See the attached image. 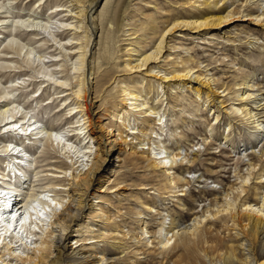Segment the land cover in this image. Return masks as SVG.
<instances>
[{"label":"bare ground","instance_id":"obj_1","mask_svg":"<svg viewBox=\"0 0 264 264\" xmlns=\"http://www.w3.org/2000/svg\"><path fill=\"white\" fill-rule=\"evenodd\" d=\"M26 1L0 0V264H264V81L231 60L226 84L182 44L242 18L259 41L264 0H180L162 23L148 0ZM206 109L252 146L214 147L210 121L203 150L177 144Z\"/></svg>","mask_w":264,"mask_h":264},{"label":"rangeland","instance_id":"obj_2","mask_svg":"<svg viewBox=\"0 0 264 264\" xmlns=\"http://www.w3.org/2000/svg\"><path fill=\"white\" fill-rule=\"evenodd\" d=\"M28 1H26V2H28ZM148 1L150 3L144 4V6H146V8L144 9V13L146 15H149V16L151 14L155 13V16L157 17L156 22H159V23L164 22L166 17L172 16L171 18H173L174 16H176L179 13V10H181L180 5H179L180 3H175L176 1L178 2L180 0H172L171 5L167 4V2L170 0H148ZM242 1H244V0H240V2H242ZM134 2H136V1H134ZM220 2L221 3H219V2L217 3L218 4L217 7H214L215 10H221L222 8L223 9L225 8L224 12H227V11H229V9H231L235 6L236 7L241 6V3H239V1H237V0H221ZM156 7L159 8L158 10L164 9L167 12H165L162 15H160V14L156 15V13L158 11V10H156ZM205 10L209 11L210 9H209V7H205ZM161 18H164V19H161ZM243 19L244 18L239 19L238 21L231 23L229 27L228 26H225L223 28L215 27L212 30H210V32L207 36L203 37L202 33L196 34L195 32H193L191 34L192 35L191 38H189L187 40H183L184 42L180 41V40H176L175 42L177 44H181V42H183L182 44L183 45L185 44L184 46L190 47L191 48L190 53L197 60V64H199L203 68H208L216 76L220 77L221 80L223 82H225L226 84L227 83L231 84V82H233L232 81L233 76H238V71L233 70L234 67H232L233 64L231 63V60L239 62V64H237L235 67L241 66V68L243 69V71L245 73V76L256 77V78H259V80L264 81V56L263 57L259 56L260 54H258V53L260 51L256 47L258 44L259 45L264 44V35L260 31L255 32V34H256L255 36L260 37L259 41H255L252 36L248 37L246 31L252 29L253 28L252 26H255V25L252 22L243 21ZM162 20H164V21H162ZM257 28H260V27H257ZM182 32H186V30H182ZM172 42H170V44H172ZM253 42L256 45L252 46ZM172 51H171L172 53H177V51L179 52L180 50L172 49ZM181 53H182L181 55L185 54V52H183V51ZM250 54L252 57L250 59H245V57L250 56ZM198 62H201V64ZM26 69H27V67H25V69H23V70H18V72L12 73L11 75H8V73H7V75H5V77H3V80L8 79L10 77L16 78L18 76L17 75L15 77L16 74L23 75V73L26 74V76L25 75L24 76L27 78V70ZM236 70H238V69H236ZM125 74H127V73L120 74V78H122V76H125ZM237 87L238 86L236 85L234 87V89ZM30 90H33V88L31 87ZM154 95H152V96H154ZM229 99H231V96L228 95L227 96V101H228L227 104L228 105L230 103H232V101H229ZM227 104H225V105H227ZM179 107L180 106H178V108ZM202 113L198 116L193 117V119H192V121L194 122L193 128H191V129L184 128V131L186 133L188 132L187 133L188 140L185 138H177L176 139V141L178 142L177 144H180L183 147L189 148V151H192V149L193 150H197V149L203 150L204 146L199 145V144L196 145V143L198 141L201 142V137L208 134L206 132V130L209 128V126H208L209 122L208 121H210V124H212V125L214 124L213 126L215 127L214 134L210 139L212 142H209V143H213V142L216 143L214 147L218 146L221 143L220 148L225 149L228 152H232L233 149H242L243 144L246 145V147H247L249 145L248 142L252 141L249 134L243 130L241 131L237 127L238 126L237 124H236L237 126L232 127V129L230 131L227 129V127L223 121L215 124L214 123L215 121L211 120L212 114H211V112L208 111V109L204 110ZM202 115L207 116L206 118H208L209 120H206V122H203L199 117ZM47 117H48L47 114H45V119H47ZM185 118H186V122L191 123L189 121V120H191L190 118H188L187 116H185ZM174 125H175V123H174ZM174 125L171 124L170 127H174ZM179 125L184 127L185 124L184 123L182 124V122L180 121ZM224 132H225V134H227L229 132H233L230 139H229L230 141L227 143L222 137ZM168 137L169 136H167V138ZM261 143H262V141L258 144V148L261 146ZM250 146H252V145L250 144ZM250 146H248V147H250ZM220 148H214L212 150V152H215L216 156L218 155L217 157H219V155H220V153L218 152ZM239 155L243 156L242 154H239ZM237 157L238 156L233 153V154H230L228 156H225L224 158L230 159L231 163H233L234 159H236ZM246 161H247V159H246ZM205 168H206L205 166L201 165L202 170H205ZM125 170H127V168ZM148 172H149V167L147 166V163L140 162L138 164V170L133 175H130V179L133 181H136V180H140V179H144V178H150V174H147ZM145 175H148V176L146 177ZM188 176H191V175H188ZM223 177L226 179H231L232 181L234 180V178L232 177V174H229V173L227 175H223ZM149 181H151V180H149ZM210 182H209V184H210ZM196 186L201 187V185H199L198 183H196ZM218 187L219 186H217V184L214 183V184H210L208 188L219 189ZM196 190H198V189H196ZM125 204H127V203H125ZM196 204H198V203H196ZM130 206H132V204H130ZM168 207H170V208L172 207L171 209L181 210V208H179L177 204L173 205L171 203V204H169ZM197 208L200 209V206L197 205ZM129 222H131V221H129ZM132 226L136 228L135 232H137L138 226L133 224V223H132ZM109 241L113 242L112 240H109ZM132 242H134V241H132ZM73 244H75V243L73 242ZM141 256H143V254H141ZM141 263L146 264V260H144V258L143 259L141 258ZM132 264H136V263L133 262Z\"/></svg>","mask_w":264,"mask_h":264}]
</instances>
